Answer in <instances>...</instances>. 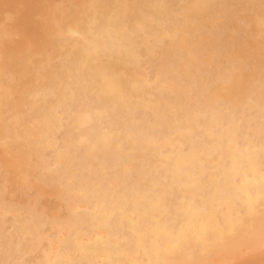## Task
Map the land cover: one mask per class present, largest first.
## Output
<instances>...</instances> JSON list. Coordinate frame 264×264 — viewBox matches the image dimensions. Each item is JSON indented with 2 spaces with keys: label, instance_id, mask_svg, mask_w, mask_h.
Segmentation results:
<instances>
[{
  "label": "bare ground",
  "instance_id": "1",
  "mask_svg": "<svg viewBox=\"0 0 264 264\" xmlns=\"http://www.w3.org/2000/svg\"><path fill=\"white\" fill-rule=\"evenodd\" d=\"M0 264H264V0H0Z\"/></svg>",
  "mask_w": 264,
  "mask_h": 264
},
{
  "label": "rangeland",
  "instance_id": "2",
  "mask_svg": "<svg viewBox=\"0 0 264 264\" xmlns=\"http://www.w3.org/2000/svg\"><path fill=\"white\" fill-rule=\"evenodd\" d=\"M20 173H21L20 171H17V170H16V171L14 172V176H18Z\"/></svg>",
  "mask_w": 264,
  "mask_h": 264
}]
</instances>
